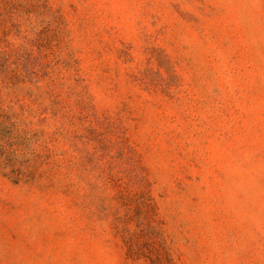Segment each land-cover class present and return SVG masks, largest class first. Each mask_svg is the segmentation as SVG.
Returning <instances> with one entry per match:
<instances>
[{
  "label": "rangeland",
  "instance_id": "374dc122",
  "mask_svg": "<svg viewBox=\"0 0 264 264\" xmlns=\"http://www.w3.org/2000/svg\"><path fill=\"white\" fill-rule=\"evenodd\" d=\"M0 264H264V0H0Z\"/></svg>",
  "mask_w": 264,
  "mask_h": 264
}]
</instances>
